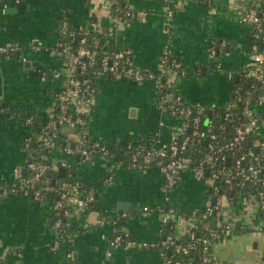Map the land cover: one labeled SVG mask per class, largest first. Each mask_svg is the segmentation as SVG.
<instances>
[{"label": "crops", "instance_id": "crops-1", "mask_svg": "<svg viewBox=\"0 0 264 264\" xmlns=\"http://www.w3.org/2000/svg\"><path fill=\"white\" fill-rule=\"evenodd\" d=\"M22 1L25 8L7 15L6 0H0V45H20L9 54L0 52V183L7 187L15 182L14 167L33 158L32 146L40 147L46 118L55 109V91L64 79L56 73L65 70L69 58V53L30 44L39 40L53 46L64 14L100 32L107 45L131 48L133 62L143 71L155 70L169 49L184 70L172 79L185 102L201 109L224 107L234 92L238 77L233 70L249 64L254 45L252 28L239 14L252 2L264 6V0H127L137 15L116 21L115 0H16ZM213 43H218L215 55ZM26 60L38 65L26 68ZM159 99L156 79L97 80L87 111L88 133L113 147L111 154L81 162L63 149L66 142L76 144L78 136L73 128L61 127L54 134L56 144L40 155L46 173L56 172L59 180L61 167L76 173L98 200L92 207L74 206L67 217L74 258L52 248L57 238L52 198L38 201L0 188V264H61L66 259L71 264H162L156 244L167 235L159 211L166 204L180 214L171 222L172 235L189 237L188 215L203 212L211 176L200 179L192 169H182L174 174L175 186L165 192L156 164L132 166L116 150L130 157L132 147H161L172 139L179 120ZM221 200L223 217L233 222L234 231L212 242L214 264H264V217L253 188L236 196L224 193ZM119 202L128 208L118 207ZM146 205L151 210H144ZM117 234L123 236L119 245L114 243Z\"/></svg>", "mask_w": 264, "mask_h": 264}, {"label": "built area", "instance_id": "built-area-1", "mask_svg": "<svg viewBox=\"0 0 264 264\" xmlns=\"http://www.w3.org/2000/svg\"><path fill=\"white\" fill-rule=\"evenodd\" d=\"M171 14V11H170ZM137 15L136 11L129 6L126 8L124 17L114 15L116 21L122 18L129 21ZM242 22L250 24L254 45L251 52L250 62L240 73L242 78H251L254 83H258L260 91L255 94L243 93V86L237 84L234 92L224 105L225 116L230 118L234 115L236 109L240 106L248 114V120L236 125L235 132L230 140L224 144V148L235 153L242 149V143L247 134L256 133V144L259 145V153L252 149L244 150L238 153L234 163H227L228 158L225 154L221 158L215 154L217 148L213 142L217 133L213 130L214 122L211 121L208 127L210 138L209 151L206 153L204 162L193 163V157L189 152V145L201 141V132L198 128L200 117L192 110L189 105H182L181 96L173 97L172 94L161 92L163 83L160 74L170 69V51L165 48L162 52L157 66L158 73L154 70L143 71L134 62L132 51L129 47H114L111 50H103L100 53L98 49L99 37L81 35L74 30L68 29L66 20H62L59 28L60 36L67 34L69 41H58L53 46H46L45 43L34 40L30 47L33 49H47L53 53H69L68 64L63 72L58 71L59 77H64L62 85L55 91L56 105L51 117L45 122L40 135V148L53 147L55 143L54 134L61 127L65 129L73 128L78 140L72 145L70 142L63 144V149L71 154L77 155L81 162L90 160L96 153L101 156H109L112 152L111 147L103 140L92 138L88 133L87 111L96 93L97 80L104 76L114 78H131L136 81H145L147 79H156L160 87V104L166 107L171 114L179 120L174 128L172 139L161 147L137 148L131 155L130 164L132 166L156 164L164 176L163 189L165 192L170 190L176 184L174 174L182 169L190 168L197 178L206 179L211 176L210 190L205 207L202 213H192L188 215L189 225L191 226L190 235L185 243H175L171 235L159 241L156 245L161 248L163 253L162 264H195L191 259L184 263L180 259H174L163 250V246L173 244L177 252L189 254L199 244L202 245V264H214V253L212 242L216 239L228 236L234 231V224L231 220L224 218L222 214L221 195L233 190L237 186H245L246 183L253 185L254 194L259 200L260 210L264 214V188L258 186L255 192V186L264 185V177L259 175L261 167L264 166V6L259 2H252L239 14ZM87 39H91V44H87ZM217 44L211 45L213 55L217 52ZM20 49L18 43H9L0 45V52L9 54ZM174 64V62H173ZM66 73V74H65ZM160 73V74H159ZM174 72H171L173 75ZM169 80H172L169 78ZM172 85L170 81L168 87ZM254 97V104H249ZM168 104V101H171ZM262 106V109H258ZM259 111H262L258 114ZM32 120L31 117L28 118ZM190 125L193 126L192 133L188 132ZM220 128L225 126L221 123ZM260 133V135H258ZM142 158V161H140ZM219 158L223 163L215 168V162ZM245 159L248 164L245 165ZM140 162H143L140 163ZM28 170V173L25 174ZM208 172V173H207ZM224 176L225 186L222 188L218 183V178ZM15 182L11 187L0 183V188L7 191H13L24 196H32L35 200L45 199L48 190L53 188L50 177L47 175L45 165L41 157L33 156L23 165L14 167ZM58 196L54 200L55 219L54 227L57 231V238L52 244V248L60 249L64 240L71 242V246L66 248V257L74 258L73 236L63 231L64 219L71 214L74 206L89 207L95 200L96 195L93 190L86 189L78 180H60ZM151 210L146 205L144 210ZM162 222H171L179 218L177 209L166 204L160 208ZM214 213V219L209 216ZM209 219V221H208ZM214 221V223H213ZM202 224L204 228L212 230L208 235L200 236L196 234V227ZM211 225V226H210ZM123 236L117 234L114 237L115 245H119ZM111 253V251L109 252ZM61 264H71L64 261Z\"/></svg>", "mask_w": 264, "mask_h": 264}, {"label": "trees", "instance_id": "trees-1", "mask_svg": "<svg viewBox=\"0 0 264 264\" xmlns=\"http://www.w3.org/2000/svg\"><path fill=\"white\" fill-rule=\"evenodd\" d=\"M128 3L127 0H115L112 3V12L113 15H119L120 17H124L126 14V8H127ZM63 20H66L68 23V29L69 30H74L76 32H78V34L83 35L85 34L87 37L90 36L93 38V36H97L99 37L100 41H99V45H98V49L100 51V53H102L103 50H111L112 48H114V46H109L106 44V42L104 40H102L103 35L98 32V31H94V30H88L86 29L84 26L78 24L73 17L66 13L64 14V16H62ZM60 40L63 41H69L70 38L68 37L67 34H63L61 36H59ZM92 40L91 39H87V44H91ZM218 52V51H217ZM170 69H172V71L169 72V70L165 71V72H161L160 74V78H161V82L163 83L162 86V91L161 92H166V93H170L173 95V97H177V96H181V101H182V105H189L192 110L196 113L197 116L200 117V121L198 124V128L201 132V141L197 142V138L196 137L194 142H191V144L189 145V152L193 157V163L196 162H200V161H205V155L206 153L209 151V142L212 141V139L210 138V134L208 132V127L211 121L214 122V127L213 130L217 133L218 137L213 141L216 145L217 148V153L215 154L218 155L221 158L222 154H225L228 158V160L230 159L231 165L234 163L235 158L238 156V153H241L244 150H249L252 149L253 152L255 153H259L260 151V147L259 145L256 144L255 140L257 134L256 133H250L247 134L243 143H242V149L239 151H236L235 153L231 152L230 150L225 149L223 146L224 144H226L231 136L234 134L235 132V128L236 125L239 123H244L248 120V114H246L243 111V105L240 107H238L234 113V115H232L230 118H227L225 116V108L224 107H214V108H210V107H205V108H198L196 106H192L190 104H187L185 102V98L183 97V95L181 94L180 90L178 89V87L176 86L175 81L172 79L174 76L176 78V76L180 75L182 73L183 67L174 59V56L171 54L170 55ZM174 62V64H173ZM156 73L159 72V70L155 69L154 70ZM230 71V70H229ZM171 72H174L173 75H171ZM234 72V76H236V78L238 77V80L235 81V84H240L243 86V93H251V94H255L258 93L260 91L259 85L258 83H254L253 80L251 78H242L240 73L242 72V69H236L233 70ZM169 78H171L172 80H169ZM172 82V85L170 87H168V83ZM171 101H168V104H170ZM254 104V97L252 98L249 106L251 107ZM253 107V106H252ZM262 111H259L258 114H260ZM51 116H47L46 121L50 118ZM34 122V120H33ZM32 122V123H33ZM223 124L225 127L224 128H220L219 125ZM34 124H36L34 122ZM193 130V126L190 125L188 132L192 133ZM260 135V133L258 134ZM111 147V146H110ZM151 148L153 146L149 145V144H142V145H138L135 147L131 148V155L133 154V152L137 149V148ZM113 147H111L112 149ZM117 148V147H114ZM32 149H34V154L36 155V153H38L36 156H39L44 154V148H40L38 144L32 146ZM118 151V153H120L121 158H125L127 160V162L131 161V155L130 157H127L123 152L119 151V148L116 149ZM94 155L99 156L100 154L96 153ZM140 161H142V158H140ZM228 163V161H226ZM245 165L248 164V160L245 159ZM143 164V162H140ZM215 168L218 166H221V164L223 163L219 158H217L216 162H215ZM27 174L28 170L25 171ZM50 177L51 183L53 185V188L48 190L45 198H52L53 200H55L58 196V185L60 180H67V179H72V180H78L82 183V181L77 177L76 173H69L68 171L65 172L64 176L60 177L59 179H56L57 177V173L56 172H51L49 174H47ZM261 175L264 177V166L261 167ZM54 179H56V181H54ZM218 183L220 184V186L223 188L225 186V182H224V176H220V178H218ZM258 186H261L262 188H264V185H257L255 186V192H256V188ZM86 189H88V187H85ZM251 188H253V185L250 183H246L245 186H237L236 188L234 187L233 190H228V192H226L227 194H232L233 196H236L237 193L239 192H245V191H251ZM254 190V188H253ZM211 193V190L209 189L208 194ZM31 196V195H30ZM98 200H95L89 207L95 206L98 204L97 202ZM88 208V207H87ZM261 216L264 217L263 212L260 210ZM210 218L214 219V213L211 214L209 216ZM66 220L67 217L64 219V225H63V231L68 232L66 230ZM209 221V219H208ZM172 222V221H171ZM171 222H164V225L166 226V234L167 235H171L172 238L174 239L175 243H185L186 239H178L176 238L174 235H172L171 233V229L170 226L172 225ZM211 226V225H210ZM196 234L200 235V236H205L208 235L212 230L204 228L202 226V224L198 225L196 227ZM71 246V242L67 241V239L64 240V243H62V246L60 247V249H64L66 251L67 247ZM163 250L166 254H168L169 256H171L174 259H180L182 261V263L188 261V260H193L195 262V264H202L201 259H202V255H203V251H202V245L199 244L194 250H192L189 254H185L183 252H177L175 250V246L173 244H169L167 246H163ZM66 261H68L70 263L69 259H66Z\"/></svg>", "mask_w": 264, "mask_h": 264}, {"label": "water", "instance_id": "water-1", "mask_svg": "<svg viewBox=\"0 0 264 264\" xmlns=\"http://www.w3.org/2000/svg\"><path fill=\"white\" fill-rule=\"evenodd\" d=\"M26 7V4L24 1L22 2H16V0H6V6L4 8V13L7 14V15H14L16 13H18V11L22 8H25ZM5 53H2V55H4ZM19 54V52H18ZM38 65V62H34V61H31V60H26L25 61V66L26 68H31L33 66H37ZM50 74V73H49ZM45 152H47V148L44 149ZM230 162V159L228 160V163ZM49 164H50V160H49ZM61 173L59 174L60 176H64L65 175V168L64 167H61L60 169ZM50 172L47 171V174H49ZM259 175H261V173H259ZM98 195V194H97ZM4 199V196L1 195L0 196V200ZM129 204H127V202H119L118 203V207H122V208H128ZM214 223V221H213Z\"/></svg>", "mask_w": 264, "mask_h": 264}, {"label": "flooded vegetation", "instance_id": "flooded-vegetation-1", "mask_svg": "<svg viewBox=\"0 0 264 264\" xmlns=\"http://www.w3.org/2000/svg\"><path fill=\"white\" fill-rule=\"evenodd\" d=\"M41 69H42V68H38V69H36V70H37V72H40V71H42ZM42 72H44V70H43Z\"/></svg>", "mask_w": 264, "mask_h": 264}]
</instances>
